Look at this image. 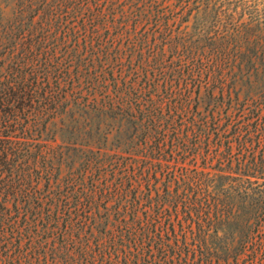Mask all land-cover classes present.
I'll use <instances>...</instances> for the list:
<instances>
[{
    "label": "trees",
    "instance_id": "1",
    "mask_svg": "<svg viewBox=\"0 0 264 264\" xmlns=\"http://www.w3.org/2000/svg\"><path fill=\"white\" fill-rule=\"evenodd\" d=\"M0 264H264V0H0Z\"/></svg>",
    "mask_w": 264,
    "mask_h": 264
},
{
    "label": "rangeland",
    "instance_id": "2",
    "mask_svg": "<svg viewBox=\"0 0 264 264\" xmlns=\"http://www.w3.org/2000/svg\"><path fill=\"white\" fill-rule=\"evenodd\" d=\"M36 147H38L39 149H43L42 150V152H41V154H39V167L36 169V173L37 174H41V173H43L42 172V168H41V165L43 164V162H44V159H46V157H47V144L46 143H37V145H36ZM63 174V175H65L66 173H67V169H61L60 171H59V174ZM103 181V180H102ZM39 186L40 187H44L45 186V178H44V180L43 181H41L40 183H39ZM28 245H30V242L28 241H24V246H28Z\"/></svg>",
    "mask_w": 264,
    "mask_h": 264
}]
</instances>
